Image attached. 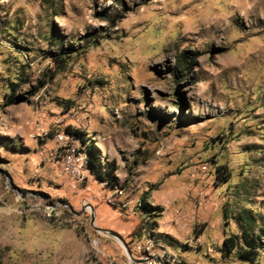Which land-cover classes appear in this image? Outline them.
I'll return each mask as SVG.
<instances>
[{
    "label": "rangeland",
    "instance_id": "374dc122",
    "mask_svg": "<svg viewBox=\"0 0 264 264\" xmlns=\"http://www.w3.org/2000/svg\"><path fill=\"white\" fill-rule=\"evenodd\" d=\"M95 228L264 264V0H0V264H123Z\"/></svg>",
    "mask_w": 264,
    "mask_h": 264
},
{
    "label": "built area",
    "instance_id": "2783aa9c",
    "mask_svg": "<svg viewBox=\"0 0 264 264\" xmlns=\"http://www.w3.org/2000/svg\"><path fill=\"white\" fill-rule=\"evenodd\" d=\"M58 139L61 140L62 136L59 135ZM83 156H81L79 153H74V150H72L71 154L68 155V165L71 169V174L75 175L78 174L80 169L83 167ZM151 243L149 242V245L147 246H138L137 250L140 253V257H136L134 254H131L133 258L140 259V261H133L129 256L125 255V262L123 264H182L181 260L177 259L172 254H167L164 251L161 252H151Z\"/></svg>",
    "mask_w": 264,
    "mask_h": 264
},
{
    "label": "trees",
    "instance_id": "16d2710c",
    "mask_svg": "<svg viewBox=\"0 0 264 264\" xmlns=\"http://www.w3.org/2000/svg\"><path fill=\"white\" fill-rule=\"evenodd\" d=\"M50 57L52 58L53 61L58 60L59 62H61V58L56 59V57H59V55H57V54H51ZM9 101L10 102H14L15 101V97L12 94L9 96ZM74 134L76 135L77 139H79V141L82 144H86L87 145V148H88L87 149V154H89L91 156V158H93V159L98 158L97 151H94L92 146L88 145L89 137L83 138V133H81V132H74ZM91 171H93V170H91ZM140 209L142 210L143 214H145L146 216H148L150 218L158 216V214L161 212V208H159L157 206H151L150 204H148V202L146 200V196L141 198ZM240 233H241L240 234V238L242 240L243 245L248 247V249H250L252 247V245H251V243L248 240L249 233L246 231L245 228L242 229ZM237 243H238L237 238L235 236H230V237L224 239L223 246L228 251H231L237 246ZM248 255H249V250H246V252H244V254H242V256L245 259H251V258H249Z\"/></svg>",
    "mask_w": 264,
    "mask_h": 264
},
{
    "label": "water",
    "instance_id": "95a60500",
    "mask_svg": "<svg viewBox=\"0 0 264 264\" xmlns=\"http://www.w3.org/2000/svg\"><path fill=\"white\" fill-rule=\"evenodd\" d=\"M91 222L93 224V218H92ZM95 230L101 234L112 235V236H115L116 238H118V240H119L123 250L125 251L126 255L129 256L133 261H140V259L133 258L129 248L127 247V244L124 242L123 238L118 233H116L112 230H109V229H102V228H95Z\"/></svg>",
    "mask_w": 264,
    "mask_h": 264
},
{
    "label": "crops",
    "instance_id": "0c3cea01",
    "mask_svg": "<svg viewBox=\"0 0 264 264\" xmlns=\"http://www.w3.org/2000/svg\"><path fill=\"white\" fill-rule=\"evenodd\" d=\"M152 240H150V242H151ZM151 245V252H157L155 249H153V245H152V243L150 244ZM141 253V252H140ZM140 253L138 252V254H139V256H136V257H140ZM183 264V263H182Z\"/></svg>",
    "mask_w": 264,
    "mask_h": 264
}]
</instances>
